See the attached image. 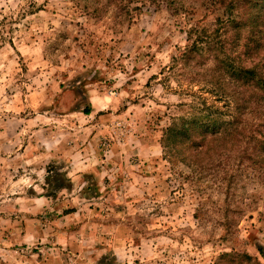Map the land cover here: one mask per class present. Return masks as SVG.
I'll list each match as a JSON object with an SVG mask.
<instances>
[{"label":"rangeland","instance_id":"obj_1","mask_svg":"<svg viewBox=\"0 0 264 264\" xmlns=\"http://www.w3.org/2000/svg\"><path fill=\"white\" fill-rule=\"evenodd\" d=\"M221 1L0 0V264H264V0Z\"/></svg>","mask_w":264,"mask_h":264},{"label":"trees","instance_id":"obj_2","mask_svg":"<svg viewBox=\"0 0 264 264\" xmlns=\"http://www.w3.org/2000/svg\"><path fill=\"white\" fill-rule=\"evenodd\" d=\"M222 3L221 0H217L216 3ZM217 25L213 31V34H206L204 30L201 31L202 35H197L195 37V39L191 42V45L188 47V50H186V52L183 53L184 57H194V54L199 55V56H204L203 52L204 50H206L208 53L211 52L212 48H210V44L212 45V40H216L218 44H214V45H218L219 49L221 50L223 44L222 42L219 43V39L215 38L217 34L220 33V31L225 32L226 30L228 31L227 27L228 25H230L231 29L233 31H237V27H240V23L238 22L237 18L233 19L231 16H225L222 19L218 18L217 19ZM206 34V35H204ZM237 38L240 35V29L237 31L236 33ZM213 37V38H212ZM213 45V48H214ZM229 61H227V63L225 64V70L227 71H231V74H240V78L241 80H244V84L247 82V80H253L255 82L256 87H260L261 89H264V77L258 76L257 74V66H253L251 68L249 67H245L241 64H233L232 58L231 57H227ZM84 113H89L90 109H84L83 111ZM195 120H192L190 123H194ZM169 130H173V128L169 129ZM182 127L178 128L177 130V135H182Z\"/></svg>","mask_w":264,"mask_h":264}]
</instances>
